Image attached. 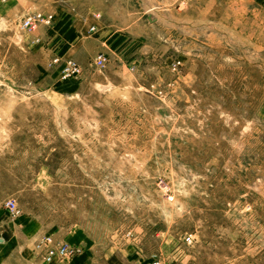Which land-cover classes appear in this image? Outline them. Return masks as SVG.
I'll list each match as a JSON object with an SVG mask.
<instances>
[{
    "label": "rangeland",
    "instance_id": "374dc122",
    "mask_svg": "<svg viewBox=\"0 0 264 264\" xmlns=\"http://www.w3.org/2000/svg\"><path fill=\"white\" fill-rule=\"evenodd\" d=\"M20 217L133 264H264V0H0V235Z\"/></svg>",
    "mask_w": 264,
    "mask_h": 264
},
{
    "label": "crops",
    "instance_id": "0c3cea01",
    "mask_svg": "<svg viewBox=\"0 0 264 264\" xmlns=\"http://www.w3.org/2000/svg\"><path fill=\"white\" fill-rule=\"evenodd\" d=\"M4 235H0V264H133L130 256L117 253L99 256L86 244V237L81 230L63 233L60 228H53L48 233L64 243L83 244V251L68 259L56 260L50 263L42 261L41 250L37 247L38 238L44 234L41 223L31 217H20L7 222Z\"/></svg>",
    "mask_w": 264,
    "mask_h": 264
},
{
    "label": "built area",
    "instance_id": "2783aa9c",
    "mask_svg": "<svg viewBox=\"0 0 264 264\" xmlns=\"http://www.w3.org/2000/svg\"><path fill=\"white\" fill-rule=\"evenodd\" d=\"M39 20L44 23H48L50 20V16L43 17L40 14H37L35 18H28L23 22V27L24 28H30L32 26V23L34 20ZM102 63V60L97 58L95 65L100 66ZM74 66L71 67V69ZM67 69H70L67 67ZM75 70V68H73ZM6 207H8L10 210H12L15 214L18 213L17 209L15 208V205L12 202H7ZM186 242L190 241L189 237L185 238ZM37 247L40 248L41 250V258L43 262L50 263L52 261L56 260H62V259H68V258H73L76 255L79 254L80 250L77 247L71 246L67 243L63 242H55L51 237L45 236L42 237L38 244Z\"/></svg>",
    "mask_w": 264,
    "mask_h": 264
},
{
    "label": "water",
    "instance_id": "95a60500",
    "mask_svg": "<svg viewBox=\"0 0 264 264\" xmlns=\"http://www.w3.org/2000/svg\"><path fill=\"white\" fill-rule=\"evenodd\" d=\"M2 241V239L0 238V242Z\"/></svg>",
    "mask_w": 264,
    "mask_h": 264
}]
</instances>
